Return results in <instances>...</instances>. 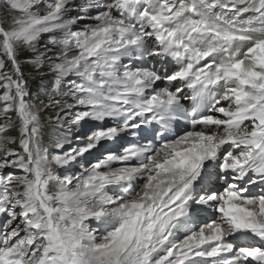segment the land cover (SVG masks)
Listing matches in <instances>:
<instances>
[{"label":"snow or ice","instance_id":"1","mask_svg":"<svg viewBox=\"0 0 264 264\" xmlns=\"http://www.w3.org/2000/svg\"><path fill=\"white\" fill-rule=\"evenodd\" d=\"M22 55L54 74L47 102L27 99ZM150 58L177 70L125 63ZM153 123L163 143L86 164ZM5 168L23 174L0 176V264H264V0H0Z\"/></svg>","mask_w":264,"mask_h":264},{"label":"rangeland","instance_id":"2","mask_svg":"<svg viewBox=\"0 0 264 264\" xmlns=\"http://www.w3.org/2000/svg\"><path fill=\"white\" fill-rule=\"evenodd\" d=\"M77 2H79V0H77ZM75 14L76 13L74 12L73 15H75ZM5 19L10 21L11 17L7 16L5 14ZM81 23H83V22H81ZM4 26L7 27V23H5ZM74 30H79V26L74 27ZM51 47H52V45L48 44L47 39H45L41 43L40 54L44 57L52 56L53 53L48 51V48H51ZM28 56L22 55L19 57L20 64H21V70H22L23 75H24V80L27 82L26 88H27L28 92L31 94L29 97H27V99H29L32 102L38 103L39 100L37 99V97H39V99H43L45 102H47V96L45 95V92H47L51 88V86L54 84V79H55L54 74L51 73L50 71H48L47 63H45V66L42 70L37 71L34 68V66L31 63H29V60L32 58L31 55H28ZM24 58H29V59H24ZM152 60H153V58H150L148 61L150 62ZM133 62H137V61L134 60ZM138 62H142V61H138ZM156 64H158V63H156ZM159 68H161L159 73L161 75L165 74V71H163L162 67H159ZM173 69H175V67H170V70L167 71V73L168 74L173 73L174 72ZM72 79H75V78L73 77ZM58 111H59L58 108H50L41 114V121H42L43 133H44L43 142H44L45 146H48L49 136L52 132V125H51L50 121L55 119V114ZM70 115H72V114H69V116ZM65 118H67V117H65ZM110 123H109V125H110ZM145 126H149V125L144 124V125H142V128ZM153 129L157 130L158 125H154ZM92 130H93L92 123L89 122L88 124H85L79 130L73 128L72 135L73 136L78 135V136L84 137V139H85L87 137V135ZM15 133H17V131ZM10 135L15 136L16 134L13 135V132H10ZM17 135H18V133H17ZM144 135H145V138H140V131H139V134L137 137L125 136L123 139H121V143L119 145L117 143L111 144V142H109L110 146H107V149L102 151L97 157L93 158L92 161L90 160V162L88 164L95 162L99 158H102L103 155H105V153H107V151H109V150L119 154L122 151L123 147H126L130 143H133V142H138L140 144L148 143L150 141L157 143V144L164 142L162 140H156L154 138V132L153 131L150 132V135L148 132H144ZM83 143H84V141H81V142L74 141L73 144L71 145V147H75V146H78V145L83 144ZM113 145H115V146H113ZM11 147L18 148L17 145H11ZM66 147H69V146H66ZM49 152L55 153L56 150L54 148L49 147ZM81 171H82V169H81L80 165L75 164L72 167H70V169L63 171L62 173L60 171V174L62 176L63 175H69V174L78 175ZM9 173L12 174L13 176L23 174L22 172H20L17 169H11V168L0 169V176L7 175ZM137 190H139V189H137ZM6 219L7 218L3 214H1L0 215V225L4 224L6 222ZM204 223H207V222L204 221L202 224H204ZM92 226L95 227V222L92 223ZM178 239H182V238L178 237Z\"/></svg>","mask_w":264,"mask_h":264},{"label":"bare ground","instance_id":"3","mask_svg":"<svg viewBox=\"0 0 264 264\" xmlns=\"http://www.w3.org/2000/svg\"><path fill=\"white\" fill-rule=\"evenodd\" d=\"M125 63H131V64H136V65H142V66H145V67H148L150 69H153V70H156L158 72H160V69L159 67H162L163 71H169L170 70V67H174L172 65H166L164 63L163 60L159 59V58H153L152 61H142V62H133V61H125ZM158 63V64H156ZM161 65V66H160ZM177 69H173V71H176ZM182 103H185V101H182ZM216 115H219V114H216ZM110 123V122H109ZM179 123V124H178ZM148 125V124H147ZM154 125H156L155 123L149 125V126H145L142 128V130L140 131V138H145V135H144V132H148L149 135H150V132L152 131ZM188 128V125L184 123V121H176L174 122V128H173V131L172 132H169V133H166L165 136L167 139H173L175 138L176 136L178 135H182L183 132ZM159 130V125H158V129ZM175 132V133H174ZM83 139H81L80 141L78 142H81V141H84L86 142V138L84 139V137H82ZM155 138V137H154ZM75 141V140H74ZM77 142V141H76ZM121 143V140H119V142L117 143L118 145ZM110 146V145H109ZM115 146V145H113ZM112 147V146H111ZM105 149H107V146L106 147H102L98 150H94L93 153L91 155H88L87 156V160H86V164H88L90 162V160L92 161L93 158L97 157L102 151H104ZM106 154V153H105ZM70 169V168H68ZM61 173L64 171V170H60ZM223 187H225V185H218L216 184V189L219 190V191H223ZM262 189H260V187H256V186H251L250 187V194L252 195H256V194H259L261 192ZM1 215V214H0ZM214 216L211 214V210L209 209L207 213H200L198 214L197 216V219H196V224L197 226L201 225L204 221L205 222H209L211 219H213ZM94 223V222H93ZM179 238H183L182 234H179L178 236Z\"/></svg>","mask_w":264,"mask_h":264},{"label":"trees","instance_id":"4","mask_svg":"<svg viewBox=\"0 0 264 264\" xmlns=\"http://www.w3.org/2000/svg\"><path fill=\"white\" fill-rule=\"evenodd\" d=\"M28 57H29V56H28ZM24 59H29V58H24ZM10 132H13V135L16 134L15 136H17V133H15V132H16L15 129L11 130ZM10 132L8 133V135H10Z\"/></svg>","mask_w":264,"mask_h":264}]
</instances>
